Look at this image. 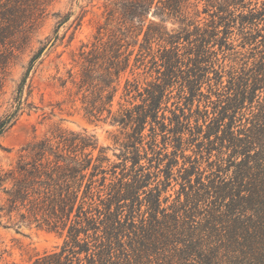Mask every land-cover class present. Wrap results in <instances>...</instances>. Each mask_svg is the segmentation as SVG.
Segmentation results:
<instances>
[{"label": "trees", "instance_id": "obj_1", "mask_svg": "<svg viewBox=\"0 0 264 264\" xmlns=\"http://www.w3.org/2000/svg\"><path fill=\"white\" fill-rule=\"evenodd\" d=\"M41 1L0 0V47L8 53L22 48L26 35H14L32 27L47 5ZM109 1L107 19L117 16L125 32L119 27V35L80 47L72 59L75 72H68V96L90 118L119 127V162L111 163L105 149H97L93 137L84 134L62 132L58 141L33 142L13 165L0 169L5 196L0 220L15 214L20 223L64 235L59 251L31 264H264V43H255L264 37V28L257 26L264 23V5L248 8V0ZM151 8L160 23L175 19L182 27L168 33L148 24L144 30ZM206 13L213 18L211 29L201 26L200 15ZM73 15L55 14V39ZM82 17L73 20L75 28ZM221 25L226 35L237 26L244 44L253 45L254 62L248 71L232 69L227 85L221 75L212 86L207 70L218 60H212L209 48L227 46L226 36L217 39ZM181 41L190 45L183 54ZM136 44L131 61L129 48ZM47 46L29 59L16 105L0 119V136L15 123L28 79ZM147 56L158 73L151 81L133 77L140 69L146 73ZM203 81L217 100L209 101L214 104L210 113L199 105L192 112L193 103L205 96ZM175 84L184 108L171 110L169 89ZM184 109L190 111L187 116ZM169 146L173 150L167 153ZM191 146L193 157L174 172L178 156ZM172 181L179 183V191L163 207L168 198L161 201V194Z\"/></svg>", "mask_w": 264, "mask_h": 264}, {"label": "rangeland", "instance_id": "obj_2", "mask_svg": "<svg viewBox=\"0 0 264 264\" xmlns=\"http://www.w3.org/2000/svg\"><path fill=\"white\" fill-rule=\"evenodd\" d=\"M29 3V0H26ZM32 1V0H30ZM44 11L41 13L32 27L26 30H19L14 37L21 38L26 35V42L19 50L8 53L0 47V119L11 111L16 105V89L20 78L28 64L31 56L42 45H48L40 62L34 68L22 96L21 110L15 123L2 136H0V169H8L22 154V148L29 144L44 138L58 141L56 138L59 133H74L92 136L96 142L97 149L104 148L105 156L111 163H118V155L120 147L115 143L116 139L121 138L120 129L109 123L98 122L87 116L81 109L79 102H71L68 96V90L72 89V85L68 79V72L72 69L75 72L73 55H77L82 45L91 46V43L98 39L106 41L112 34L119 35L118 28L125 32L117 19V16L107 19V13L112 8L109 0H44ZM249 1V2H248ZM248 8L260 7L264 5V0H248ZM40 2H43L40 0ZM202 5L198 6V11L202 12ZM68 12H73L70 21L66 23L58 33L55 39L53 30L58 20L55 14L60 17ZM189 15L192 14V8L188 9ZM82 15L80 25L75 28L73 20L75 17ZM201 26L207 29L211 25L213 18L206 14L200 15ZM217 20L216 18L214 19ZM217 22V21H216ZM2 24V23H0ZM148 24L160 25L166 32L174 33L179 30L180 23L175 20L159 21V17L155 15L154 8L147 13L144 18L145 30ZM257 24V23H255ZM136 26V25H135ZM217 26V24H216ZM258 29L264 28V23L257 24ZM250 28H255L251 26ZM249 31V28L247 29ZM137 32V31H136ZM226 29L219 27L217 39L227 37V46L220 51L218 44L210 46V57L213 61H217V65L209 66L207 76L211 85L222 79L224 85H227V79L232 69H245L248 71L254 62L253 45H245L241 35L237 30V26L229 28L230 34L226 35ZM264 33V31H262ZM263 35V34H262ZM131 35L126 38L127 42H131ZM142 34L139 35V43L142 40ZM182 42V41H181ZM257 44L264 43V37ZM187 42H182L179 49L180 53H184L189 48ZM258 46V45H255ZM254 46V47H255ZM133 50L131 61L139 50L136 44L130 47ZM157 46L153 45V55L156 53ZM143 55L146 52L142 50ZM4 53V54H3ZM4 57V60H2ZM76 57V56H75ZM151 57L145 58L146 73L143 69L135 71L133 77L140 80L144 78L151 81L158 76L156 68L150 62ZM4 61V64L1 63ZM142 68V67H141ZM129 75V74H128ZM67 83L65 84V82ZM208 82L201 84V92L204 97H199L200 103L195 101L191 107L192 112L196 111L199 105L200 110H208L210 113L214 107L213 103L217 100L214 94L209 93ZM171 90L170 100L167 104L171 110L184 108L183 102H179L177 90L178 85L175 84ZM210 97V100L206 98ZM185 115L189 114L188 109H184ZM177 113H180L179 110ZM248 109H243L242 114L249 117ZM170 116V112H165ZM194 122V118L191 120ZM201 123V120H200ZM194 147H188L183 151L182 156H178V165L174 167L179 169L185 163L187 157H193ZM173 150L171 146L167 148V153ZM98 154V150L94 151V156ZM161 178L163 173L160 174ZM150 187L156 186V182H151ZM179 183L171 182V187L165 193L161 194V201L168 198L163 207L173 202L176 193L179 191ZM161 188V187H160ZM5 196L0 192V206L4 202ZM144 207L141 208L143 210ZM16 223V226L14 224ZM64 243V235L47 231L35 227L33 224L20 223L15 214H12L11 220L3 217L0 220V264H31L37 257L44 254L57 252Z\"/></svg>", "mask_w": 264, "mask_h": 264}]
</instances>
